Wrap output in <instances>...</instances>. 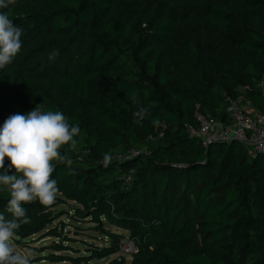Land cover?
<instances>
[{
  "label": "trees",
  "instance_id": "obj_1",
  "mask_svg": "<svg viewBox=\"0 0 264 264\" xmlns=\"http://www.w3.org/2000/svg\"><path fill=\"white\" fill-rule=\"evenodd\" d=\"M0 12L23 30L0 69V127L42 104L80 128L77 147L59 150L73 163L52 162L54 202L24 205L12 246L38 234L59 240L39 264H125L115 226L134 240L129 264H264V151L206 148L190 132L196 106L229 122L243 88L264 112V0H15ZM139 107L148 114L136 123ZM9 199L0 186L6 218ZM67 201L103 245L65 244L80 240L54 209Z\"/></svg>",
  "mask_w": 264,
  "mask_h": 264
},
{
  "label": "clouds",
  "instance_id": "obj_2",
  "mask_svg": "<svg viewBox=\"0 0 264 264\" xmlns=\"http://www.w3.org/2000/svg\"><path fill=\"white\" fill-rule=\"evenodd\" d=\"M15 0H0V9H6ZM22 28L15 25L6 12H0V69L13 62L22 48ZM54 50L49 60L57 56ZM133 101L136 94L133 93ZM148 114L144 107L134 113L135 122L140 123ZM159 120H153V125ZM80 134L78 125H70L60 111H42V104L26 114L9 116L0 127V186L10 193L6 211L10 218L0 213V264H30L27 254H21L11 241L21 224L29 223L24 205L39 201L42 205L54 202L59 191L57 181L52 178L53 161L67 165L73 163L59 151L62 146L77 147ZM9 161L5 169V160ZM111 155L105 153L103 166L111 162ZM14 169L13 174H9Z\"/></svg>",
  "mask_w": 264,
  "mask_h": 264
},
{
  "label": "built area",
  "instance_id": "obj_3",
  "mask_svg": "<svg viewBox=\"0 0 264 264\" xmlns=\"http://www.w3.org/2000/svg\"><path fill=\"white\" fill-rule=\"evenodd\" d=\"M258 86L264 94V78ZM229 122H225L205 114L199 106H196L195 118L198 126L191 128L190 132L199 138L203 146L208 148L212 143L240 141L252 154L264 151V112H249L241 105V98L230 100L227 108ZM138 152L127 151L126 155H135ZM131 180V174H127L125 182ZM135 250L134 240L126 238L119 253L129 256Z\"/></svg>",
  "mask_w": 264,
  "mask_h": 264
},
{
  "label": "rangeland",
  "instance_id": "obj_4",
  "mask_svg": "<svg viewBox=\"0 0 264 264\" xmlns=\"http://www.w3.org/2000/svg\"><path fill=\"white\" fill-rule=\"evenodd\" d=\"M74 206V202L67 201L56 205L54 209L56 212H62V215L58 220H64L66 222L65 229L62 230L63 234H68L69 236L76 238L75 240H81L71 241L72 243L66 242L65 244H71V246L77 248L79 252L83 254L85 252L84 242H92L98 245H103L104 239L100 235V232L94 228V223H91L90 221H82L85 220L82 218L76 219L74 218V215H71V213H73ZM109 227L113 231L122 232L125 236V239L129 237L125 230L115 226ZM25 240L26 242L22 243V246L14 245L13 247L22 255L27 254L28 258L33 261V264L45 263L44 260L39 262L38 259L43 258L42 255L48 254L50 252L49 249L51 244L55 243V241L59 242V240L54 237H40L38 234L26 238ZM105 260L106 259H102L99 260V262H103ZM126 260L127 262L125 264H129V256H127Z\"/></svg>",
  "mask_w": 264,
  "mask_h": 264
},
{
  "label": "crops",
  "instance_id": "obj_5",
  "mask_svg": "<svg viewBox=\"0 0 264 264\" xmlns=\"http://www.w3.org/2000/svg\"><path fill=\"white\" fill-rule=\"evenodd\" d=\"M241 105L249 112H263L258 106L253 104L252 97L249 91L246 88L242 89ZM257 102L260 103V100L257 99Z\"/></svg>",
  "mask_w": 264,
  "mask_h": 264
}]
</instances>
